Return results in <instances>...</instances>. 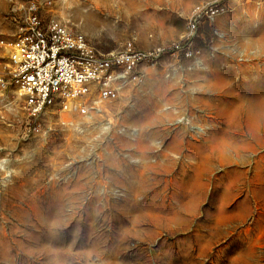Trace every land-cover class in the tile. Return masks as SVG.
I'll return each instance as SVG.
<instances>
[{
	"label": "rangeland",
	"instance_id": "rangeland-1",
	"mask_svg": "<svg viewBox=\"0 0 264 264\" xmlns=\"http://www.w3.org/2000/svg\"><path fill=\"white\" fill-rule=\"evenodd\" d=\"M30 1L102 50L166 51L118 99L54 107L36 134L0 106V264H264V195L229 215L230 183L264 180V3L0 0V38ZM187 36L190 56L172 48Z\"/></svg>",
	"mask_w": 264,
	"mask_h": 264
},
{
	"label": "built area",
	"instance_id": "built-area-1",
	"mask_svg": "<svg viewBox=\"0 0 264 264\" xmlns=\"http://www.w3.org/2000/svg\"><path fill=\"white\" fill-rule=\"evenodd\" d=\"M47 4L30 1L17 37L0 38V106L23 110L33 134L41 130V116L54 107L86 115L93 94L99 101L118 99L121 89L140 83L144 66L166 51L163 47L141 50L131 41L120 50H102L65 21L46 18ZM222 10L219 2L197 9L189 31H196L202 18H214ZM188 40L187 36L172 48L190 56L192 52L185 49Z\"/></svg>",
	"mask_w": 264,
	"mask_h": 264
},
{
	"label": "crops",
	"instance_id": "crops-1",
	"mask_svg": "<svg viewBox=\"0 0 264 264\" xmlns=\"http://www.w3.org/2000/svg\"><path fill=\"white\" fill-rule=\"evenodd\" d=\"M240 173L245 175V170L243 166L239 167ZM251 180V185H246L245 182L234 184L233 182L228 183L232 187V192L230 198L236 202L235 207L229 209V215L233 218H240L243 220L244 212H242L243 206L249 201L250 198L264 195V180L254 179ZM258 182V183H255ZM260 202V201H259ZM229 204V203H228Z\"/></svg>",
	"mask_w": 264,
	"mask_h": 264
}]
</instances>
